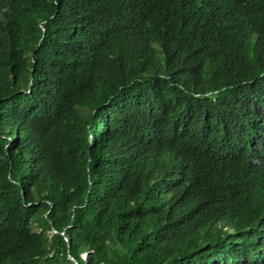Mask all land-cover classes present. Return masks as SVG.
Segmentation results:
<instances>
[{"label":"trees","instance_id":"1","mask_svg":"<svg viewBox=\"0 0 264 264\" xmlns=\"http://www.w3.org/2000/svg\"><path fill=\"white\" fill-rule=\"evenodd\" d=\"M70 255L264 264V0H0V264Z\"/></svg>","mask_w":264,"mask_h":264},{"label":"clouds","instance_id":"2","mask_svg":"<svg viewBox=\"0 0 264 264\" xmlns=\"http://www.w3.org/2000/svg\"><path fill=\"white\" fill-rule=\"evenodd\" d=\"M86 254H87V255L89 254V251H88V250H84V251L82 252V256H83V257H87Z\"/></svg>","mask_w":264,"mask_h":264},{"label":"water","instance_id":"3","mask_svg":"<svg viewBox=\"0 0 264 264\" xmlns=\"http://www.w3.org/2000/svg\"><path fill=\"white\" fill-rule=\"evenodd\" d=\"M70 257L77 263L79 264V262L77 261V259L73 256V255H70Z\"/></svg>","mask_w":264,"mask_h":264},{"label":"rangeland","instance_id":"4","mask_svg":"<svg viewBox=\"0 0 264 264\" xmlns=\"http://www.w3.org/2000/svg\"><path fill=\"white\" fill-rule=\"evenodd\" d=\"M86 256H88V255L86 254Z\"/></svg>","mask_w":264,"mask_h":264}]
</instances>
